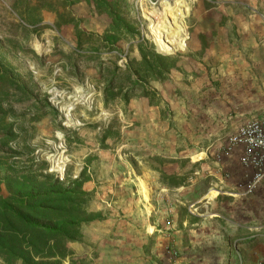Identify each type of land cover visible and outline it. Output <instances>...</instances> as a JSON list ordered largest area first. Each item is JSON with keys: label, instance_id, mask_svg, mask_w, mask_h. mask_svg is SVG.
Listing matches in <instances>:
<instances>
[{"label": "rangeland", "instance_id": "rangeland-1", "mask_svg": "<svg viewBox=\"0 0 264 264\" xmlns=\"http://www.w3.org/2000/svg\"><path fill=\"white\" fill-rule=\"evenodd\" d=\"M125 1L120 13L140 30L146 45L180 62L181 69H174L167 81L147 84L161 99L160 107H150L139 90H125L116 98L112 94L118 89L107 92L112 76L124 73L141 56L130 38L107 39L112 21L98 12L95 0H0V72L13 76L30 97L20 102L17 95L0 94V185L7 194L6 178L26 180L33 187L59 182L70 188L79 181L90 195L86 208L104 219L83 228L64 264H135L140 259L178 264L184 254L172 239L167 252H158L160 237L172 236L178 219L264 220V212L249 203L240 211L230 200L239 195L221 194L233 130L214 131L203 96L215 68L207 56L209 41H239L236 28L241 21L248 26L255 16H264V0H185L188 14L162 7L176 0ZM156 9L170 35L187 37L180 50L162 52L161 40L150 35L146 17L155 21ZM30 16L40 23L25 31L22 19ZM59 16L60 31L55 27ZM79 31L96 36L106 47L78 57ZM212 84L217 89L221 85ZM163 173L184 187H169ZM140 182L147 186L148 199ZM247 184L240 197L256 191H248ZM227 228L220 232L226 242ZM235 241L231 238L228 246L233 248Z\"/></svg>", "mask_w": 264, "mask_h": 264}, {"label": "trees", "instance_id": "trees-1", "mask_svg": "<svg viewBox=\"0 0 264 264\" xmlns=\"http://www.w3.org/2000/svg\"><path fill=\"white\" fill-rule=\"evenodd\" d=\"M123 3L126 1L95 0L98 12L105 13L112 21V35L107 39L128 37L135 41L133 45L138 47L141 56L139 61H130L124 73L112 76L107 92L118 89L117 93L112 94L116 98L122 96L125 90L128 93L139 90L150 107H160L161 99L155 92L147 89V84L167 81L174 69H181L180 62L178 59L158 55L146 45L140 30L121 15ZM62 20L63 17L59 16L55 25L59 31ZM22 21L25 23L22 24L25 31H30L29 26L40 23L39 18L34 16L23 18ZM77 38L75 54L81 58L82 51L95 55L106 47L94 35L79 31ZM3 93L17 95L20 102L30 98L13 76L0 72V94ZM162 178L168 181L169 187H184L181 183H176L175 176L163 173ZM18 180H4L3 186L7 194L0 185V262L64 264L70 258L71 246L82 239L83 228L104 219L86 208L90 195L83 190L79 181L73 183V187L63 188L59 182L33 187L26 180ZM192 217L189 215V219Z\"/></svg>", "mask_w": 264, "mask_h": 264}, {"label": "crops", "instance_id": "crops-1", "mask_svg": "<svg viewBox=\"0 0 264 264\" xmlns=\"http://www.w3.org/2000/svg\"><path fill=\"white\" fill-rule=\"evenodd\" d=\"M242 18V16L239 17V19ZM244 24L245 21H241V25L235 31V34L239 35V41L232 38L233 43H222L221 37H218L213 41L210 40L206 49L208 58H213L211 62L215 68L203 96L207 99L208 112L214 118V131L220 132L225 128L230 131L235 130L250 119L264 120V16H255L254 21L248 23V26ZM210 35L213 37V33ZM197 45V49L200 50L202 43L199 42ZM217 81L221 84L218 89L212 84ZM220 141L222 140L219 139L217 142L220 143ZM223 143H226L225 139ZM242 157L243 149L240 147L233 148L227 157H224L226 175L221 194L232 197L239 195V199L230 200L234 205L238 204L240 211H246L249 203L255 211L263 215L264 179L253 195L240 197L241 191L254 175L253 171L243 166ZM240 214L242 218V212ZM192 216L188 220L178 219L175 222L178 230L175 229L172 236L160 237L159 253L167 252L169 241L172 239L176 249L184 254L178 264H238V262L239 264H264L263 219L248 222L246 218H243L239 222H234L232 219L225 218L226 222H222L209 220L203 215ZM105 225L104 223L101 227ZM112 227L115 226L112 225ZM223 227H228L227 242L220 234ZM125 237H127L125 241L131 243L130 238ZM231 238L236 239L233 248L228 246ZM141 241V245L144 246L143 240ZM242 241L243 244L237 245ZM125 248L129 254V247ZM130 253L133 257V252L130 251ZM127 257L130 259V254ZM189 260L193 261L187 263ZM135 264L149 263L140 259Z\"/></svg>", "mask_w": 264, "mask_h": 264}, {"label": "built area", "instance_id": "built-area-1", "mask_svg": "<svg viewBox=\"0 0 264 264\" xmlns=\"http://www.w3.org/2000/svg\"><path fill=\"white\" fill-rule=\"evenodd\" d=\"M229 143L243 149L242 164L254 172L246 188L255 190L264 179V120L250 119L238 126L231 133Z\"/></svg>", "mask_w": 264, "mask_h": 264}, {"label": "bare ground", "instance_id": "bare-ground-1", "mask_svg": "<svg viewBox=\"0 0 264 264\" xmlns=\"http://www.w3.org/2000/svg\"><path fill=\"white\" fill-rule=\"evenodd\" d=\"M171 6L173 12L176 14L180 13H186L188 14L190 12L189 7L187 6L185 0H176L173 5H171L168 1L162 4V7L164 6ZM160 10V9H159ZM155 10V16L157 19L154 21L152 19L149 20V32L154 40H161L160 43V49L162 52H169L172 50H180L181 47L184 45L185 41L187 40V37H179V36H172L169 33L168 26L166 22L163 19V14L161 10ZM143 12L145 13V9L143 8ZM154 17V16H153ZM69 115V114H68ZM72 116V115H71ZM200 157V156H199ZM54 170L56 169V162H54ZM141 192L145 196V199L149 198V191L147 189V186L144 182H140Z\"/></svg>", "mask_w": 264, "mask_h": 264}, {"label": "water", "instance_id": "water-1", "mask_svg": "<svg viewBox=\"0 0 264 264\" xmlns=\"http://www.w3.org/2000/svg\"><path fill=\"white\" fill-rule=\"evenodd\" d=\"M151 35V34H150ZM155 46H156V49H157V45L155 44ZM157 51H158V49H157Z\"/></svg>", "mask_w": 264, "mask_h": 264}]
</instances>
